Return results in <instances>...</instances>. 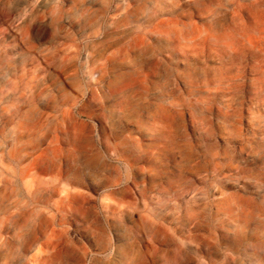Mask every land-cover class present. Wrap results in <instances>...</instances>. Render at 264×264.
Segmentation results:
<instances>
[{"label":"clouds","instance_id":"obj_1","mask_svg":"<svg viewBox=\"0 0 264 264\" xmlns=\"http://www.w3.org/2000/svg\"><path fill=\"white\" fill-rule=\"evenodd\" d=\"M65 2L68 28L74 18L94 21L87 37L91 51L79 50L87 53L83 64L64 77L53 74L52 87L34 95L31 88L18 90L28 75V57L21 54L19 67L0 62V181L5 193L19 197H0V264H37V229L52 224L62 229L64 247L81 254L76 264H264V89L246 97L242 87L250 59L264 79V0ZM8 7V0H0V10ZM194 13L206 27L191 23ZM183 17L190 23L177 29ZM46 20L41 26L50 41L67 32L49 33ZM87 30V24H78L77 32ZM112 30L120 33L110 39L123 41L125 56L138 55L128 68L106 73L95 41ZM199 31L205 33L195 46L199 51H189L193 46L185 33ZM226 36L241 55L228 58L236 73L233 94L214 119L197 93L207 62L217 59L215 50ZM145 69L150 89L124 90L130 78L143 79ZM49 109L50 119L41 121ZM49 134L63 145L57 155L42 143ZM33 166L62 177V185L131 194V207L141 214L151 211L149 205L172 213V231L155 242L153 231L148 246L140 234L141 228L151 231L146 224L133 221L130 229L119 216L105 213L98 198L70 203L25 191L19 182ZM40 214L45 221L36 219ZM101 216L102 225L96 220ZM45 264H58V258L50 254Z\"/></svg>","mask_w":264,"mask_h":264},{"label":"rangeland","instance_id":"obj_2","mask_svg":"<svg viewBox=\"0 0 264 264\" xmlns=\"http://www.w3.org/2000/svg\"><path fill=\"white\" fill-rule=\"evenodd\" d=\"M8 5L9 7L6 12L0 10V62H8L19 67L21 54L29 58L26 64L28 75L24 82L18 85L19 92H24L26 89L31 88L33 94L36 95L42 87L47 86L50 89L52 87L50 78L53 74L64 77L67 73L73 71L78 64H83L87 60V53H81L79 50L87 46L88 51H91L92 43L87 40V37L91 33L90 31H94V21L88 17H84L83 19L74 18L72 26L68 28L67 22L63 19L68 7L65 0H40L39 4H36L35 0H8ZM149 8H151L150 4ZM111 14L115 15L114 12ZM45 16H47V20L44 23L49 26V33L66 27L67 31H70L68 33L71 36L67 37V35H64V31H61L56 41H50L46 36V27L41 26V21ZM189 23L188 18L183 17L177 23V29H180L181 24L186 25ZM191 23L197 27H206V25L201 23L198 14L195 13ZM78 24H87L88 30L84 33L77 32ZM114 35H120V33L112 30L106 37L95 41L96 44L100 45L96 50V59L101 62L106 73L128 68V60L138 55L137 52L129 51L128 55L125 56L123 54L124 49L121 48L123 41L110 39V36ZM204 38L205 33L203 31L196 32L195 35L185 33V39L193 46L189 51H199L195 46L204 40ZM105 39H108L107 43L104 42ZM151 39L155 43V37ZM223 40L224 44L217 48L214 53L217 59L207 62V71L203 79L204 87L197 93V98L201 101L200 106L209 108L214 119L217 116H222L221 109L227 108L230 104V97L233 94V81L236 78V73L228 58L230 56L237 57L241 55V50L236 46L231 37L226 36ZM74 41H82V43L77 45ZM145 42L143 38L139 41L140 44H144ZM203 51L205 54L209 52L206 45ZM78 54L79 61L75 59ZM91 65L92 61L88 60V66L91 67ZM253 66H255V60L250 59V67L244 72L243 76L244 83L242 87L246 97L256 96L261 89H264L262 74L259 70L253 71ZM199 67H203V65H199ZM82 71H87V69H82ZM151 79L152 77L148 75L147 69H145L144 78L139 81L130 78L125 83L124 90L131 92L137 87L150 89L148 81ZM2 85L3 81L0 80V86ZM181 90H184L183 84H181ZM187 94L185 92V95ZM51 115L52 112L49 109L45 113V116L41 118V121L50 119ZM161 120L166 122L167 117L162 115ZM247 123V121H244L245 125ZM2 135L3 133L0 132V137ZM27 135L28 133H24L23 136L18 134L16 139L18 141L23 140ZM8 143L9 147H11L12 141ZM42 143L50 149L52 155H57L63 147L62 143L54 141L50 134L42 137ZM58 181L62 182V177L56 174L44 175L33 166L30 174L24 175L19 183L22 184L25 191L35 192L39 190L45 199L51 196L52 199L57 201L70 203L79 201L83 204L86 201L95 203V199L98 198L100 207L105 213L119 216L122 222L128 225L130 229L133 228V221L137 225L146 224L151 231L141 228L140 234L144 237L145 245L148 246H150L148 238L152 235L153 231L156 233V236L152 237L153 242L156 241L157 237L172 231L173 221L175 220L174 214H165L158 208H152L151 205L148 206L151 211L146 210L141 214V212L131 207V194L121 195L119 190H113L109 193H91L86 189L62 185ZM12 183L15 182L13 181ZM195 183L198 184V181ZM5 194L9 196L10 200L19 198L18 194H13L10 190L8 193H5L4 182L0 181V197ZM38 203L40 207H43L41 201H38ZM140 207H143V205ZM89 215L91 217V214ZM36 219L43 222L46 220V217L40 214ZM96 220L97 224L102 225V216L96 218ZM108 222L112 223L111 220ZM37 236L39 238L37 247L35 248V260L37 264H45L50 254L58 258V264H76L81 254L76 253L71 248L64 247L63 231L56 224L50 225L46 231L38 228ZM76 247L79 248V245ZM141 247H144V245H141ZM62 249L63 251H61Z\"/></svg>","mask_w":264,"mask_h":264},{"label":"crops","instance_id":"obj_3","mask_svg":"<svg viewBox=\"0 0 264 264\" xmlns=\"http://www.w3.org/2000/svg\"><path fill=\"white\" fill-rule=\"evenodd\" d=\"M77 26V25H76ZM66 28V27H65ZM69 31V30H68ZM68 31L67 32H64V35H67V37L68 36H71V34L70 33H68ZM70 32V31H69ZM90 32H92V31H90Z\"/></svg>","mask_w":264,"mask_h":264}]
</instances>
